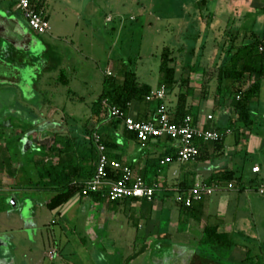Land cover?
Segmentation results:
<instances>
[{
	"label": "crops",
	"instance_id": "0c3cea01",
	"mask_svg": "<svg viewBox=\"0 0 264 264\" xmlns=\"http://www.w3.org/2000/svg\"><path fill=\"white\" fill-rule=\"evenodd\" d=\"M35 2L51 23L52 30L49 34L40 35L32 30L15 0L0 1L2 12L0 36L8 37L16 47L30 52V57L26 52H21L20 56L26 55V60L30 58L31 68L38 72L40 83L38 86V82H30V135L28 134L30 141L24 139L20 142L22 145L8 151L11 161H7L4 152L5 142L0 139V194L9 192L8 197H18L21 190L18 187H22L20 183L25 180V184H28L27 179L30 177L32 181L30 186H24L23 190L36 197L30 200L33 204L32 210L35 209L36 200L40 197L43 196L46 203L53 193L33 186L39 180L35 163L30 161V174L18 170V167L24 166L26 153L31 155L41 144L48 149L55 134L71 138L80 149L84 146L90 147L93 130H98L104 135L113 158L132 167L148 181H157L159 184L156 197L151 202L141 198L112 202L107 199H95L88 194H75L55 211L52 219L55 226L51 232L52 241L50 239L52 246L48 251L50 253L54 250L55 254L51 258L48 252L44 251V255L49 257L53 264L54 261L56 264H66L61 248L70 242L66 232L69 225L75 222L74 229L80 227L93 244L98 264H114L112 259L114 255L122 258L120 261L123 264H210L208 255L199 252L198 244L204 228L216 226L220 231L227 232L235 242L232 249L221 253L222 264H239L248 256L262 259L264 263V196L257 191L264 182V79L258 95L251 104L255 120L251 128L244 127L239 122L238 114L232 106V96L230 94L220 96L217 91L220 60L225 42L234 39L241 45L249 42L253 34L264 37V0H207L203 3L201 13L197 5L199 0H35ZM133 7L141 10L142 23L152 22L149 8H152L150 12L152 14L160 12L157 21L163 28L169 29L170 26L171 31L175 32L178 43L170 48L173 58L170 67L176 70L178 81L188 80L181 90L179 82L175 88H168L167 103L175 105L179 91L183 92L184 88L191 86L194 92L188 97L187 107L192 111L194 122L202 128H231V132L223 140L202 143L201 155L195 161L183 163L175 159L162 164V160L167 156L177 155L176 140L161 137L143 144L126 128L123 121L107 116L105 111L99 115L95 114L92 109L94 103L86 106L83 121H77L75 119L77 116L66 110L61 114L54 105L46 109L45 104L42 107L34 101L38 93L37 88L55 85L53 74L56 79L60 77V82L65 86L74 84L77 78L73 77V74L78 69H86L88 71L85 73L86 79H92L95 73L80 58L82 55L89 59L96 56L84 51L82 39L89 37L93 30L98 32L100 30L98 27L101 30L105 28L113 32L119 31L120 38L124 39L126 28L117 22L118 28L115 30L116 22L114 20L110 22L109 16L114 17L117 13L122 19L124 10ZM178 8L182 11H178ZM190 24H197L195 30L200 31L201 38L206 41L203 62L197 72L191 71V65L187 61L179 63V59L184 61L181 57L184 52L181 50L179 40L188 37ZM36 43L39 44V49L35 52L33 48ZM123 53V59L112 61L106 69L101 68L103 82L108 76L118 75L125 64L131 65L132 56L128 60V54ZM138 58L140 59L136 60V63H142L143 55H138ZM142 68L143 74L139 66L134 69L139 82L150 85L152 89L158 88L161 71L152 73L148 64H144ZM184 71L191 73L184 76ZM0 78L5 80L1 76ZM13 79L7 80L15 81ZM221 83L223 87L232 86L230 79L224 78ZM248 84L246 82V87ZM82 92L75 90L76 97H80V101L86 103L87 94ZM102 93L103 84L101 91L96 90L91 100L96 102ZM48 94L47 91L45 95ZM153 109L148 102L134 100L128 112L134 118L149 119L153 116ZM210 115L212 118H209ZM3 127L0 126V129ZM9 131L11 130L5 134L11 135L12 131ZM42 137L47 140L40 142ZM71 154L65 157L69 158ZM59 157L55 153L49 155L46 160L56 161ZM256 166L260 167L257 172L253 170ZM75 167L74 163L72 168ZM223 173L231 175L232 178L222 182V190L204 195L201 200L194 202L191 208H186L177 201L182 188H187L185 190L187 192L196 182L202 180L208 182ZM230 182L234 183V188L227 187ZM185 184L188 187H184ZM36 193H39L38 196ZM33 218L37 232L44 231L45 226H42L44 220L39 221L36 216ZM1 220L0 216V235L7 236L10 241L7 246L0 245V264H29L30 258L26 254L28 252L24 253L26 250H22L26 245L24 235H20L21 238L16 240L15 235L10 232L11 225L9 223L4 225ZM18 228L26 232L24 222ZM35 234L32 241L35 240Z\"/></svg>",
	"mask_w": 264,
	"mask_h": 264
},
{
	"label": "trees",
	"instance_id": "16d2710c",
	"mask_svg": "<svg viewBox=\"0 0 264 264\" xmlns=\"http://www.w3.org/2000/svg\"><path fill=\"white\" fill-rule=\"evenodd\" d=\"M206 1L207 0H199L197 5L200 13L203 10V3ZM33 2L39 10H42L37 6L35 0H33ZM180 11H182V9ZM196 25L197 24H190L188 27V37L179 40L182 47L181 50L184 52L181 57L184 58V62L187 61V63L191 65V71L194 72L200 70L206 46V41L201 38L200 31L195 30ZM224 48L220 60L218 94L220 96H225V94H230L232 96V106L238 114L239 122H241L244 127L251 128L255 121L251 111V104L253 99L258 95L261 82L264 79V37L253 34L249 42L241 45L234 39L227 40L224 44ZM197 49H199L198 53L196 52ZM185 56H187L188 59L185 58ZM171 61H173L172 52L168 49L164 51L160 65L162 76L159 87L165 85L167 89L175 88V85L179 82V90H181L188 79H182L181 81L176 79V70L170 67ZM204 72L207 73L206 71ZM224 78L232 81L231 87L222 86L221 80ZM246 82L249 83L247 87ZM153 90L154 89H152L150 85L141 84L137 72L132 69L131 66L125 64L118 75L108 76L104 79L103 93L101 97L94 102L92 106L93 112L99 115L105 111L106 115L109 116L107 106H115L129 114L128 111L131 102L138 100L151 104L154 108V116L162 102L160 100H149L147 98ZM193 92L194 88L191 86H187L186 92L179 91L177 103L175 105L167 103V98L165 99L164 102L173 121L181 122L186 116L192 115V111L188 109L187 104L188 97L192 95ZM104 102H106V104ZM135 119L143 121L149 120L150 118ZM117 120L123 121L121 119ZM216 129L224 130L221 128ZM97 131L98 130H93L91 132L92 144L90 147L84 146V148L80 149V146L71 138L62 134H55L52 144L48 149L45 145L41 144L38 146V150L34 151L31 155L30 153H26V160L30 159V161H33L38 172L39 180L34 184L32 183L33 186L39 190L51 191L53 193L52 197L45 203L50 210L58 211L59 208L77 193L88 194L95 199H106L103 191L94 192L87 187V182L92 179L97 170L99 151L93 137L94 133ZM23 137V132H21V130L14 129L11 135L5 134L4 131L0 132V139L5 142L4 152L6 153L7 161H11L8 151L12 149V144L19 143ZM101 138L102 142L108 148V142L102 133ZM202 143V141L198 142L200 147ZM55 153L60 156L56 161L51 159L46 160L49 155ZM69 154H71V156L66 158L65 155ZM108 154L112 157L109 149ZM172 157L175 160L177 155L174 154ZM74 163L76 167L73 169L72 165H74ZM26 168L27 167L24 165L18 167V170L19 172H27ZM109 174L114 178L120 175V173L111 170ZM231 178V175L223 173L215 176L207 183H222L224 180H231ZM31 182L29 177L27 179L28 185L31 184ZM148 182L156 183L157 187L159 186L157 181ZM20 184L24 185L25 180ZM184 187H188V185L185 184ZM186 189L187 188H182L180 191H185ZM181 205L185 206L184 204ZM185 207L191 208L192 206ZM234 245L235 242L233 238L227 232L220 231L216 226H206L203 231V236L200 238L198 249L200 253L202 251V253L208 255L207 258L211 260L210 264H222L221 253L228 252ZM239 264L264 263L261 262L259 258L254 259L248 256Z\"/></svg>",
	"mask_w": 264,
	"mask_h": 264
},
{
	"label": "rangeland",
	"instance_id": "374dc122",
	"mask_svg": "<svg viewBox=\"0 0 264 264\" xmlns=\"http://www.w3.org/2000/svg\"><path fill=\"white\" fill-rule=\"evenodd\" d=\"M16 2H18V0H15V3ZM151 10L152 8L148 9L149 14L152 18V22L147 23H142L141 19H143V16H141L140 14L141 10L134 7L133 9L124 10L122 19H120L121 15L117 13H115L114 17L109 16L110 22L113 20L116 22L115 30L118 28L119 22V25L126 28V36H124V39H121V33H119V31L113 32L105 28L104 30H101V28L98 27V29H100L98 32L93 30V33L90 34L89 37H84L82 39L85 47L83 48L84 51L90 52L96 56V58L94 59H89L83 55L80 58L81 61H83L84 64L89 65V67H91L90 69L95 73V75H92V79H86V69H78L73 74V77L77 78V80L74 81V84H72V86H65L60 82V77L56 79L55 74H53V82L55 83V85L53 87H47L43 89L40 87L37 88L38 93L35 96L34 101L37 102V104L39 103V105L42 107L45 104L46 109L54 105L61 112V114L66 110L71 115L77 116L75 117L77 121H81L87 111L86 106L94 103L95 101L91 100L93 99L91 97L93 96V94H95L96 90L101 91L103 84V79L101 77V68L106 69L112 61L116 62L120 58L123 59V52L128 54V60L132 56V58L130 59V66L132 69H135L139 66L141 73L143 74L144 71H142V66H144V64H148L152 73H159L164 51L175 47L178 42L176 41L177 38L175 32L171 31V27L169 26V29H165L163 28L162 24L157 21V17L159 16L160 12L152 14L150 13ZM180 10L181 8H178V11ZM133 14L135 16H133ZM142 25L144 27H142ZM91 45L93 46L91 47ZM129 53L131 54L129 55ZM140 53L144 58L142 60V63L138 62L137 64L136 60L140 59L138 58V55H141ZM185 58H187V56H185ZM182 62L184 61H182V59H179V63L181 64ZM28 72L26 75H24L23 78L21 77V82L19 81V83L16 81L0 80V126L4 124V127H6H3L0 130H3L4 132L8 130H11L13 132L12 128H10L11 125H7L8 123H11L12 125L14 124V126L16 127L15 130H21L22 126H25L26 128L30 127V82H38V86H40V83L37 77L38 72L35 71L34 68H30ZM145 73L147 72L145 71ZM190 73L191 72L189 71H184L183 75L186 76ZM64 74L66 73L64 72ZM13 76H15V74H13ZM66 76L67 75H65V77ZM184 89L185 90L183 92L186 91V88ZM75 90L83 91L82 93L87 94L85 95L86 103H82L80 101V97H76ZM47 91L49 92V94L45 95ZM26 135L24 134V136ZM40 139V142L47 140L44 137ZM18 147V143L12 144V149ZM24 165L27 167V172L30 174V159L25 160ZM24 186L29 187L30 184H24L22 185V187H18L21 190L17 198L20 202H24L28 198L27 200H29L28 203L30 206V200H32V198L35 199L36 197L24 191ZM9 194V192H2L0 194V212L2 213L0 215L2 217L1 222L3 221L4 225H8V223L9 225H11L10 232L15 235L14 238L16 240L21 238H19L20 235H24L23 239L26 240V245L24 248H22V250H26L24 253L28 252L26 254L29 255L30 258L29 264H42V262L44 264H51L52 262L53 264V261L49 259V257L52 258L54 256V254L52 255L53 251H50V253L48 251L52 246L50 243V239L52 238V229L55 227L52 224V219L54 217L55 211L50 210L46 206L45 199L42 195V197L40 198L37 197L39 199L36 200L35 209L32 210V215L34 214L33 216H36L37 220L39 221L44 220V225L42 226H45V229L44 231L37 232L35 234V240L32 241L26 232L20 231L22 229L18 228L20 227V224H23L21 219V211L14 208L10 203H8V200L10 199V197H8ZM37 194L39 193H36L35 195L38 196ZM74 224L76 223L73 222L72 225H69V230L66 232L68 233L70 242H68V244L64 246L65 248H61V251H63V254L67 261L66 264H98V261H96V255L94 254V246L91 243L89 237H87V235L80 229V227L74 229ZM63 239L65 238L63 237ZM23 251L21 252L23 253ZM44 251L48 252L49 257L44 255ZM112 259H114V264H123L120 261L122 258L116 255H114ZM260 261L262 262V259ZM108 262L112 261L108 260ZM54 264H56L55 261Z\"/></svg>",
	"mask_w": 264,
	"mask_h": 264
},
{
	"label": "built area",
	"instance_id": "2783aa9c",
	"mask_svg": "<svg viewBox=\"0 0 264 264\" xmlns=\"http://www.w3.org/2000/svg\"><path fill=\"white\" fill-rule=\"evenodd\" d=\"M2 1V0H0ZM17 7L23 12L32 30L40 35L51 33L52 27L49 19L43 10H39L33 0H18ZM168 89L165 85L154 89L147 97L149 100H160L155 115L149 120H138L127 114L118 107H108V115L111 118L123 120L126 128L136 134L139 140L146 144L150 140L161 137H169L178 142V153L176 159L180 162L195 161L201 155V147L198 142H219L231 132L230 128L219 130L216 128H202L198 126L192 115L186 116L181 122L171 119L165 104ZM106 104V102H104ZM212 118V115L209 116ZM94 142L99 151L97 170L95 175L87 182L89 190L103 191L107 200L115 202L129 198H141L153 201L157 193V184L149 183L143 175L134 171L120 160L112 158L108 154L107 146L102 142L101 133L95 132ZM172 156L162 160V164L173 161ZM120 173L119 177H112L109 171ZM255 172L260 170L259 166L253 168ZM228 188H234L233 182L228 183ZM223 189L221 182L207 183L206 181L196 182L189 190L181 191L177 201L190 207L202 199L204 195L214 194ZM258 193L264 196V182L258 187ZM55 254L53 250L52 255Z\"/></svg>",
	"mask_w": 264,
	"mask_h": 264
},
{
	"label": "water",
	"instance_id": "95a60500",
	"mask_svg": "<svg viewBox=\"0 0 264 264\" xmlns=\"http://www.w3.org/2000/svg\"><path fill=\"white\" fill-rule=\"evenodd\" d=\"M1 13L2 12L0 11V14ZM38 49L39 44L36 43L33 50L36 52ZM21 52H26L30 57V52L28 53L25 51V49L21 50L20 48L16 47L8 37L0 36V76L5 79L4 81L10 77H13L18 79L17 82L19 83V81L21 82V77L23 78L24 75H26L30 70V58L24 60L25 63L23 64H19L17 61V58L21 57ZM13 74H15V76H13ZM28 136L29 135L27 134L25 136L26 138H22V140L27 139L28 141ZM18 145H20V142ZM28 202L29 200L26 199L24 202L20 203L17 197H10L8 200V203L21 211V219L24 222V229L27 232L29 238L32 240L34 238V234L37 232V229L34 228V218L33 215H31L33 204L31 203L29 206ZM9 241L10 239L7 236L0 235L1 246H7Z\"/></svg>",
	"mask_w": 264,
	"mask_h": 264
},
{
	"label": "flooded vegetation",
	"instance_id": "af4514ba",
	"mask_svg": "<svg viewBox=\"0 0 264 264\" xmlns=\"http://www.w3.org/2000/svg\"><path fill=\"white\" fill-rule=\"evenodd\" d=\"M26 55H23V56H21L19 59H17L18 60V62H19V64H23V63H25V61L24 60H26ZM13 80H15L16 81V78H14ZM7 125H11V128H12V130H14L16 127L14 126V124L12 125L11 123H8ZM2 126H4V124L2 125ZM4 128H6V127H4ZM22 129H21V132H23V135L24 134H26V132H27V134H30V127H21ZM21 142V141H20ZM20 145H22V144H20ZM21 147V146H20ZM25 147V143L23 144V148Z\"/></svg>",
	"mask_w": 264,
	"mask_h": 264
}]
</instances>
